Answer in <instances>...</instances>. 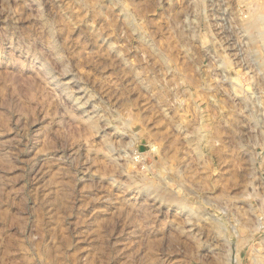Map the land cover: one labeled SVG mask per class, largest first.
<instances>
[{
	"label": "rangeland",
	"instance_id": "rangeland-1",
	"mask_svg": "<svg viewBox=\"0 0 264 264\" xmlns=\"http://www.w3.org/2000/svg\"><path fill=\"white\" fill-rule=\"evenodd\" d=\"M241 2L0 0V264H264Z\"/></svg>",
	"mask_w": 264,
	"mask_h": 264
},
{
	"label": "built area",
	"instance_id": "built-area-1",
	"mask_svg": "<svg viewBox=\"0 0 264 264\" xmlns=\"http://www.w3.org/2000/svg\"><path fill=\"white\" fill-rule=\"evenodd\" d=\"M248 5L244 4V3H239L237 6V10L240 12V16L243 19V21L245 22V24L247 26H245L244 28V32L243 35L246 36V38H251V39H257L261 38V40L264 38L260 37L259 35V28L257 27V29L252 30L249 26H251V12L250 9H248ZM226 10V8H225ZM223 29L225 28V30L223 31L224 33L226 32V29L229 28V22L226 20L223 22ZM252 27V26H251ZM251 31H254V33H252ZM264 42V41H263ZM261 42L259 40V45L257 46V49L251 53H247L246 57L251 60V64H255V67H251L248 71H246V73H248L250 75L251 74H261V69L260 67L257 65V61L254 62V60L256 58H259L261 60V63H264V43ZM253 86H255L253 84ZM242 88L245 91H249L250 92V96H251V102L252 104L257 108V117L260 121L264 122V89L262 90L260 86H255V89L257 90L256 93H252L251 92V88L250 85L248 83H245V85H242ZM254 88V87H252Z\"/></svg>",
	"mask_w": 264,
	"mask_h": 264
},
{
	"label": "bare ground",
	"instance_id": "bare-ground-1",
	"mask_svg": "<svg viewBox=\"0 0 264 264\" xmlns=\"http://www.w3.org/2000/svg\"><path fill=\"white\" fill-rule=\"evenodd\" d=\"M260 19H261V22L263 23V28H264V13H260L259 14V16H258ZM259 224H260V222H259ZM262 224V223H261ZM259 227H260V225H259ZM238 255V254H237ZM235 257H236V255H235ZM234 260H238V258L236 257V258H232V259H230V260H228L229 262H228V264L230 263L231 264V262H233ZM238 261H240V259L238 260Z\"/></svg>",
	"mask_w": 264,
	"mask_h": 264
}]
</instances>
